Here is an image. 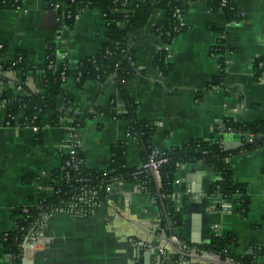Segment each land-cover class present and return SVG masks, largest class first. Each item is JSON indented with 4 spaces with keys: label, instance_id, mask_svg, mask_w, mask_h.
I'll use <instances>...</instances> for the list:
<instances>
[{
    "label": "crops",
    "instance_id": "obj_1",
    "mask_svg": "<svg viewBox=\"0 0 264 264\" xmlns=\"http://www.w3.org/2000/svg\"><path fill=\"white\" fill-rule=\"evenodd\" d=\"M20 1L22 10H0V42L7 46L4 62L13 61L20 52L26 54L34 68L27 79L32 92L42 91L50 45L67 51L70 68L99 53L107 30L100 10H84L58 40L59 13L46 8L44 0ZM233 2L242 13L235 23L222 11H211L207 0L191 4L182 17L185 30L172 43L171 70L165 77L153 66L161 44L159 36L147 27L131 44L137 74L127 80L125 89L136 105L138 120L155 126L149 136L154 149L163 152L190 141H212L220 136L227 119L236 123L264 120V68L258 73L256 67L258 59L264 66V0ZM4 92L14 94L15 89L7 86ZM61 92L60 106L80 116L106 110L113 101L119 108L125 106L120 88L112 80L102 84L89 81L78 88L69 79ZM66 127L63 122L60 128L47 130L42 143L36 141L32 129L0 128V233L15 229L19 207L50 196L48 178L31 182L22 178L60 172ZM128 129L129 122L124 120L96 114L87 119L81 130L87 167L108 169L112 147L119 141L126 143L127 167L140 166L144 161L142 145L127 136ZM226 141L241 139L235 136ZM230 163L234 183L247 187L248 216L241 215L235 200L228 201L227 210L217 208L210 194L215 180L211 168L195 161L182 164L175 172L174 194L181 217V228L174 235L179 241L199 245L208 243L212 234L233 235L241 243L238 253L264 247V145L238 153ZM160 223V206L141 183L113 182L106 204L91 217L53 214L41 233L44 244L31 260L33 264H145L144 254L159 245L165 246L172 258L177 254L171 247L172 236L156 234ZM7 262L0 244V264ZM151 264H158L155 254ZM191 264L214 263L192 260ZM257 264H264V255L258 256Z\"/></svg>",
    "mask_w": 264,
    "mask_h": 264
},
{
    "label": "trees",
    "instance_id": "obj_2",
    "mask_svg": "<svg viewBox=\"0 0 264 264\" xmlns=\"http://www.w3.org/2000/svg\"><path fill=\"white\" fill-rule=\"evenodd\" d=\"M195 0H44L45 7L54 9L56 4L61 2L58 10L63 14V20L67 28H71L76 21V15L81 14L86 9H98L102 12L106 20V39L102 42L100 51L91 58L82 60L75 68H70L67 60L58 57L60 48L50 45L46 52V71L42 79V91L32 92L27 84L28 75L32 70V65L28 64L26 54L20 52L13 61H3L7 46L0 42V84L10 82L12 86H21L20 93H3L1 99H6L13 104L9 107L7 114L17 117L16 121L11 120L12 125L16 122L23 127H38L40 129L36 136V141L42 143L44 129L58 128L64 120H70L71 127L83 129L87 119L95 114L107 116L114 121L124 120L129 122V138L137 139L144 152L145 163L154 150L150 145L149 136L155 126L145 120H138L136 116V105L129 99L125 83L136 76L135 54L131 49L134 43L151 26L152 33L160 37L161 43L165 47L172 48L175 38L185 30L182 17L188 11ZM224 0H207L211 11H222L233 23L241 19V13L233 0H225L226 6H222ZM20 10L22 3L20 0H0V10ZM125 12H129L126 14ZM175 28L179 30L176 31ZM220 52L224 51V40L220 42ZM164 48L158 50L153 66L165 77L169 74L171 67L167 58V51ZM22 57V61L18 59ZM262 61L258 59L256 67ZM262 69L257 70L259 73ZM20 73V75H19ZM62 73H65L63 79ZM19 75V76H18ZM18 76V78L16 77ZM73 79L78 88H82L89 81H99L101 84L112 80L120 88L124 99V108H119L118 102L113 101L106 110H96L86 116L74 114L68 110L67 106L61 107L63 95L62 84ZM68 101H66L67 104ZM67 133H70L68 131ZM249 135L250 137L264 136V120L247 123H236L227 119L222 126L220 136L212 141H190L172 150L165 151L169 158V163L160 170V190L157 188L156 180L148 169L143 168V163L136 168H129L125 164L126 143L119 141L112 147V162L108 169L98 170L88 168L82 153V147L78 149L81 164L76 170L66 167L65 171L70 173V179L61 186H54V194L39 200L29 206L30 218L22 213L23 206L19 207L16 216L23 215L20 219L15 216V229L0 233V244L3 247L6 257H10L7 264H22L23 245L40 229L36 224L41 221L45 214L51 217L59 212L61 208L75 201L76 195L81 191V180L83 183L94 187L98 191V208L107 202L109 186L113 182H139L144 186L160 206L161 223L156 234L165 232L169 236H174L181 228L180 211L174 201L176 169L185 163L195 161L202 162L211 168L215 174V180L210 190L211 196L216 200H235L239 203V212L243 217L249 214L250 199L246 185L237 184L233 181V170L230 159L241 152L253 151L264 145V139L249 146H243L235 150L226 151L224 142L230 137ZM246 142V141H243ZM62 155V165L66 160V155L60 150ZM59 173L51 172L49 175L54 179H59ZM39 177L28 175L23 177L25 182L37 180ZM217 208L221 209L217 203ZM182 247L184 252L206 254L219 258L223 262L232 261L235 264H257L259 255H264V247H256L252 253H238L241 247L238 238L233 235L221 236L212 234L208 243L193 245L183 239ZM172 258L178 263L191 264L192 260L175 254Z\"/></svg>",
    "mask_w": 264,
    "mask_h": 264
},
{
    "label": "built area",
    "instance_id": "obj_3",
    "mask_svg": "<svg viewBox=\"0 0 264 264\" xmlns=\"http://www.w3.org/2000/svg\"><path fill=\"white\" fill-rule=\"evenodd\" d=\"M226 1L224 0L222 2V6H226ZM61 6H64L63 3L59 2L56 4L54 10H56L58 12L59 8ZM22 10V9H20ZM23 12H27V10H24ZM59 13V12H58ZM126 14H128L129 12H125ZM80 14L76 15V19L79 17ZM242 16V13H241ZM57 25H58V40L61 39V33L67 29L64 20H63V14L59 13L58 16V21H57ZM149 29H151V26L149 25ZM176 31H178V28H175ZM224 38V37H223ZM165 46L161 43L158 50H160L161 48H164ZM2 48V45H0V49ZM61 49V48H60ZM165 50L167 51V58L168 60H170L173 57V50L170 47H165ZM67 51H65V49H61L60 52L58 53V57L62 60H67ZM22 61V57H20L18 59V62ZM259 69H263V63H259L258 65ZM0 69H1V64H0ZM32 69H34L32 67ZM20 75V73H19ZM18 75V76H19ZM63 75V79H65V73H62ZM7 86H12L10 82H1L0 84V97L2 96V94L4 93V88ZM15 89V95L20 93L21 90V86H13ZM6 93V92H5ZM13 104V102H10L6 99H1L0 98V128H17L20 129L22 128L19 123L16 122L15 125H12L11 120L16 121L19 117L22 116V114H19L17 117L15 116H11L8 112L9 107ZM63 122L67 123V127H66V138L64 140V143L61 145L60 150L63 151V153L66 155V160L64 162V165H62L61 170V176L59 179H54L53 177H51L49 175V173H43L38 180H41L42 178H48L49 180V185L48 187L46 186L47 190H49L50 196L52 194H54V186H61L64 183H67L70 179V173L65 171L66 167H70L73 169H78L80 167V160L77 157L78 155V149L80 147H82V134H81V130L82 129H77V128H72L71 127V122L70 120H64ZM62 122V124H63ZM61 124V126H62ZM60 126V127H61ZM58 127V128H60ZM23 128H29L32 129V131L36 134L39 133L40 129L38 127H23ZM49 129H56V128H50L49 126H47L43 131L44 133L49 130ZM68 131H70V133H67ZM127 136H129V133L127 134ZM169 163V158L167 157V154L165 151L161 152L158 151L156 149H154L151 154L149 155L147 161L145 163H143V168L144 169H153L156 172V175L158 177V181H159V177H160V169ZM82 186H81V191L76 195V199L75 201L69 203L66 208H61V210L57 213H65L71 217L74 218H87V217H91L94 212L98 209V201H97V197H98V191L94 188V187H90L88 184L83 183V180H81ZM160 183V182H159ZM48 198V197H47ZM45 199V198H44ZM44 199H40V200H44ZM36 203V202H35ZM217 203L220 205L222 210H227L228 206L227 203L228 201L226 200H218ZM33 205L32 202H28L24 205H22L23 208V212L24 214L27 215V218H30L29 215V206ZM23 217V215H18L16 216V219H21ZM24 218V217H23ZM49 214H45L43 215V217L41 218V221L36 224L37 228L40 229V232H38V234L34 235L32 237V239L30 241H26L23 245V251H22V259H26L29 260L31 259L32 255L34 253L37 252V250H39L40 247L43 246L44 244V240H43V236H42V230L44 229L47 221L49 220ZM171 243L176 245V246H181V242L179 241V239L176 236H172L171 237ZM155 256H164L165 257H169L171 258L170 253H168L165 249V246H157L155 248ZM211 257V256H210ZM163 258V259H164ZM215 258V257H214ZM10 257L7 256V260L8 262L10 261Z\"/></svg>",
    "mask_w": 264,
    "mask_h": 264
},
{
    "label": "water",
    "instance_id": "obj_4",
    "mask_svg": "<svg viewBox=\"0 0 264 264\" xmlns=\"http://www.w3.org/2000/svg\"><path fill=\"white\" fill-rule=\"evenodd\" d=\"M240 139H241L240 142H227V141H225L223 143L225 150L226 151H231V150H235V149H238L240 147H243V146H249V145H252V144H256L257 142L263 140L264 136H257V137H255L253 139H250L249 135H243V136H240ZM243 140L246 141V142H242ZM149 171L154 176V178L156 180V184H157L158 190H160V183L158 181V177L156 175V172L153 169H149ZM171 247H172L173 251L176 252L177 254L181 255L184 258H188V259H191V260L204 261V262H209V263H214V264H235L232 261L223 262L219 258L210 257V256H208L206 254H197L196 252L186 253V252L182 251V249H181L182 247L181 246H176V245H174L172 243H171ZM155 248L156 247H150L149 251H147L144 254L145 264H151V258H152V255L155 254ZM251 253L252 252H250L249 254H251ZM163 258H164V256L156 257L157 263L158 264H163ZM22 264H33V260H31V259H29V260L22 259ZM164 264H178V263L173 258L165 257ZM180 264H186V263L183 262V263H180Z\"/></svg>",
    "mask_w": 264,
    "mask_h": 264
}]
</instances>
